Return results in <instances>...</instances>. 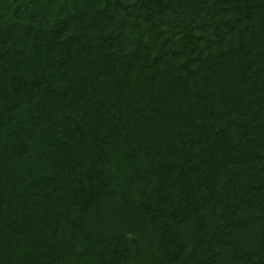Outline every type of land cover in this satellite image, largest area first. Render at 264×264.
Instances as JSON below:
<instances>
[{"label": "trees", "instance_id": "trees-1", "mask_svg": "<svg viewBox=\"0 0 264 264\" xmlns=\"http://www.w3.org/2000/svg\"><path fill=\"white\" fill-rule=\"evenodd\" d=\"M0 264H264V0H0Z\"/></svg>", "mask_w": 264, "mask_h": 264}]
</instances>
